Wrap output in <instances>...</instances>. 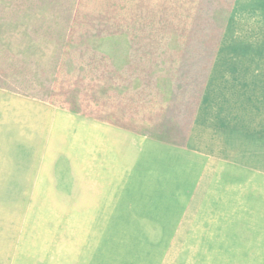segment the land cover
<instances>
[{
    "label": "rangeland",
    "instance_id": "rangeland-1",
    "mask_svg": "<svg viewBox=\"0 0 264 264\" xmlns=\"http://www.w3.org/2000/svg\"><path fill=\"white\" fill-rule=\"evenodd\" d=\"M232 2L0 0V264L80 231L116 258L206 256L186 186L168 195L150 165L92 170L80 130L98 119L185 148Z\"/></svg>",
    "mask_w": 264,
    "mask_h": 264
},
{
    "label": "crops",
    "instance_id": "crops-1",
    "mask_svg": "<svg viewBox=\"0 0 264 264\" xmlns=\"http://www.w3.org/2000/svg\"><path fill=\"white\" fill-rule=\"evenodd\" d=\"M86 124L92 170L128 178L150 165V184L168 195L186 186L185 217L206 256L116 258L112 247L100 252L98 231H80L45 246L35 264H264V0H233L185 148L103 120Z\"/></svg>",
    "mask_w": 264,
    "mask_h": 264
}]
</instances>
